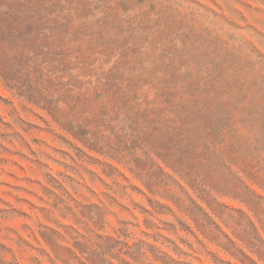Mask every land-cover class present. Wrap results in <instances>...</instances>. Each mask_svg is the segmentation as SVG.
<instances>
[{
	"label": "rangeland",
	"instance_id": "374dc122",
	"mask_svg": "<svg viewBox=\"0 0 264 264\" xmlns=\"http://www.w3.org/2000/svg\"><path fill=\"white\" fill-rule=\"evenodd\" d=\"M0 264H264V0H0Z\"/></svg>",
	"mask_w": 264,
	"mask_h": 264
}]
</instances>
